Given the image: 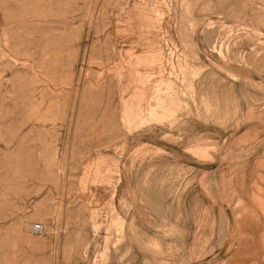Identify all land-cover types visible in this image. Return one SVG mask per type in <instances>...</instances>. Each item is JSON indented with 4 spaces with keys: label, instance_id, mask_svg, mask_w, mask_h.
Returning <instances> with one entry per match:
<instances>
[{
    "label": "rangeland",
    "instance_id": "374dc122",
    "mask_svg": "<svg viewBox=\"0 0 264 264\" xmlns=\"http://www.w3.org/2000/svg\"><path fill=\"white\" fill-rule=\"evenodd\" d=\"M0 264H264V0H0Z\"/></svg>",
    "mask_w": 264,
    "mask_h": 264
},
{
    "label": "built area",
    "instance_id": "2783aa9c",
    "mask_svg": "<svg viewBox=\"0 0 264 264\" xmlns=\"http://www.w3.org/2000/svg\"><path fill=\"white\" fill-rule=\"evenodd\" d=\"M42 229H43V225H42L41 222H35L32 225V230L35 231V232H40Z\"/></svg>",
    "mask_w": 264,
    "mask_h": 264
},
{
    "label": "bare ground",
    "instance_id": "6f19581e",
    "mask_svg": "<svg viewBox=\"0 0 264 264\" xmlns=\"http://www.w3.org/2000/svg\"><path fill=\"white\" fill-rule=\"evenodd\" d=\"M227 224V223H226ZM28 229V224H25V230H27Z\"/></svg>",
    "mask_w": 264,
    "mask_h": 264
}]
</instances>
